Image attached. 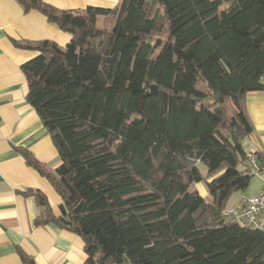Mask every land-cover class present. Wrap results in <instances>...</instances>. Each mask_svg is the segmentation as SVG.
Returning a JSON list of instances; mask_svg holds the SVG:
<instances>
[{
  "label": "trees",
  "instance_id": "1",
  "mask_svg": "<svg viewBox=\"0 0 264 264\" xmlns=\"http://www.w3.org/2000/svg\"><path fill=\"white\" fill-rule=\"evenodd\" d=\"M15 1L70 37L64 47L13 41L36 53L21 66L26 101L60 162L51 169L20 151L61 199L55 216L42 193L26 191L42 212L35 224L80 237L84 264H264V235L221 218L252 178L245 100L264 91V0L74 11ZM200 183L209 200L193 189Z\"/></svg>",
  "mask_w": 264,
  "mask_h": 264
},
{
  "label": "crops",
  "instance_id": "2",
  "mask_svg": "<svg viewBox=\"0 0 264 264\" xmlns=\"http://www.w3.org/2000/svg\"><path fill=\"white\" fill-rule=\"evenodd\" d=\"M58 10L87 7L112 9L121 0H43ZM114 20L100 18V28ZM69 35L60 31L38 11L24 12L15 0H0V264H22L18 250L35 264H84L80 237L48 225H36L42 212L28 190L39 191L55 216L61 199L49 182L29 167L20 151L31 153L51 169L59 158L51 138L33 108L27 103V83L21 66L36 56L14 47L13 41H53L64 47ZM245 111L253 133L246 152L264 154V91L246 97ZM246 146V143H245Z\"/></svg>",
  "mask_w": 264,
  "mask_h": 264
},
{
  "label": "built area",
  "instance_id": "3",
  "mask_svg": "<svg viewBox=\"0 0 264 264\" xmlns=\"http://www.w3.org/2000/svg\"><path fill=\"white\" fill-rule=\"evenodd\" d=\"M247 166L251 173L258 174L263 183L262 190L256 196L242 197L237 203L224 208L221 218L226 224H235L264 235V164L258 161L255 152H249Z\"/></svg>",
  "mask_w": 264,
  "mask_h": 264
},
{
  "label": "rangeland",
  "instance_id": "4",
  "mask_svg": "<svg viewBox=\"0 0 264 264\" xmlns=\"http://www.w3.org/2000/svg\"><path fill=\"white\" fill-rule=\"evenodd\" d=\"M226 108H227L229 117H232L235 113V110L230 101H227ZM247 143L249 142L248 141L246 142V147L248 146ZM239 168L242 169V167H239ZM198 169L203 176L207 172L206 167L200 163L198 164ZM262 187H263V183L261 179L259 178L258 174L255 172L252 173V178H251L248 188L243 192L233 193L228 200L227 206L237 203L242 197H253V196L258 195L261 192ZM193 189H196L204 199L209 200L207 189L204 183L195 185Z\"/></svg>",
  "mask_w": 264,
  "mask_h": 264
},
{
  "label": "water",
  "instance_id": "5",
  "mask_svg": "<svg viewBox=\"0 0 264 264\" xmlns=\"http://www.w3.org/2000/svg\"><path fill=\"white\" fill-rule=\"evenodd\" d=\"M258 166H260V164H258Z\"/></svg>",
  "mask_w": 264,
  "mask_h": 264
}]
</instances>
